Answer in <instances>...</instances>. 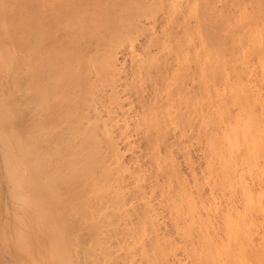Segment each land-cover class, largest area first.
Here are the masks:
<instances>
[{
    "label": "bare ground",
    "instance_id": "1",
    "mask_svg": "<svg viewBox=\"0 0 264 264\" xmlns=\"http://www.w3.org/2000/svg\"><path fill=\"white\" fill-rule=\"evenodd\" d=\"M250 1L253 54L240 44L231 75L216 0H2L6 97L39 116L17 125L0 79V142L17 153L3 161L57 264H264V0Z\"/></svg>",
    "mask_w": 264,
    "mask_h": 264
},
{
    "label": "rangeland",
    "instance_id": "2",
    "mask_svg": "<svg viewBox=\"0 0 264 264\" xmlns=\"http://www.w3.org/2000/svg\"><path fill=\"white\" fill-rule=\"evenodd\" d=\"M3 1H5V0H3ZM13 1L15 2L16 0H13ZM216 1L217 2H215V4L218 3V2L220 4L219 3L216 4V6H215V13L218 12V10H219V12H221V9H222V15L223 16L220 13H218V14L221 17H223V20H222V18L221 19L218 18L220 16L217 15V13L215 14V16H214V14H211V18L213 17L212 20H215V17L217 15V19H216L217 21H216V23L213 22L214 24H210V25H214V29H217V28L221 29L219 26L222 27V30H220V31L217 29L218 30V35L221 34L223 36L222 37V41L224 39V42H225V44L223 45V48H224V50H223L224 51L223 52L224 53V58L226 59L225 64H226V67L227 68H230V70L229 69H226V70L228 71V73L230 72V74L232 75V73H233V69L232 68H234V66L237 65L238 63L239 64L241 63V61H240L241 60L240 59L241 58V55L237 51L238 50H242L243 47H244V48H247L248 50H247V52H246V49L243 50V51H245V53H248L249 50H252L253 49V47H250V49L248 48L250 46V44L248 45L249 42L246 39L247 35H245V33H247V31L250 32L252 29H254V27H250L249 25L248 26L245 25V24H248V21H249L247 19L248 16H246L247 15L246 13L248 11H250L251 1L250 0H221V2H220V0L219 1L216 0ZM1 2H2V0H0V3ZM203 2H204V0H203ZM221 6H222V8H221ZM207 16H208V18L210 17L209 14ZM244 17H246L245 18V20H246L245 23H244ZM211 18H209V19H211ZM220 20H222V22H223L222 25L220 23H218V22H221ZM207 21L208 22H206V24L209 25V22L210 21L209 20H207ZM210 23H212V22H210ZM217 24H220V25L217 26ZM216 26H217V28H216ZM1 29L2 28H0V30ZM1 31H0V34H1ZM219 32H221V33H219ZM221 35H219V37H221ZM0 37H1V35H0ZM5 42H4V44H7L8 43V41H7V43H5ZM240 44L242 46V49H240L241 48ZM248 54L249 55H252L253 53H250L249 52ZM248 54H246V55H248ZM238 55L240 56L239 58H238ZM124 58H125V56L123 58H121V59L123 60ZM246 58H248V56ZM250 58H252V59H250ZM238 59H240V60H238ZM249 59L251 61L253 60L250 63L253 65V69L256 68V69H254L255 72L258 71L259 70V65H258L259 63H257L258 62V59L256 58V56H251V57L249 56ZM126 61H127V63H126ZM129 62L130 61H129L128 58H127V60L125 59V63L127 64V68H128L127 70L128 71H129V69H131L130 66H129V64H130ZM238 66H236L235 68L236 69H241L240 68L241 65H238ZM257 66H258V69H257ZM128 71H127V75L129 74ZM128 77H127V79H128ZM194 79L196 80L197 78L194 77ZM194 79L192 81L193 83L192 82L190 83L191 84L190 86H192V87L195 86L193 88H196L197 87L196 84H198V79L196 81ZM5 80L2 78L1 79V83H3V81H4L3 86L5 85L7 87L8 84L10 85L11 83L9 82L8 79L5 78ZM232 80L233 79L231 78V82H232ZM195 82H197V83H195ZM229 83L227 82L228 85L226 86L225 83H224V81L222 82V86L224 87V89H226V92L228 91V89H227L228 87H230V89H234V87H235L234 86L233 88H231V86H229ZM259 83H260L259 85L261 87V92H262V97H263L264 96V89H263L264 85L261 84V82H259ZM256 84L259 87L258 81H257ZM1 87H2V85L0 86V88ZM4 87H3L4 93L2 92L3 93L2 95H4V96H2V95L1 96L4 97L5 101L7 102V100L10 99L9 97H10V95L13 92L7 91V90H10V89H7L6 87L4 88ZM4 89L7 91L6 94H5V90ZM230 89L228 91L229 93H230ZM0 90L2 91V88ZM12 91H14V90H12ZM8 92H9L10 95H9V97L7 99L6 96H7V93ZM228 92L226 93V95L229 94ZM15 93L16 92H14V96H18V97H14L13 96L14 98L17 99L15 101L16 103L14 102V100H13L14 98H13L12 100L10 99V101L12 103L10 102L11 104H9V102H8L7 104L9 105V107H13V105H15V104H16L15 107H19L20 106V103H22L21 104V108L22 107L23 108L21 110L22 111L24 110V113L26 114V117L24 118V120L22 119L23 121L18 122L17 125H20L21 124L23 126V128L24 127H28L30 125V123H31V122H28V121H32L35 118H39V116L33 110V108L30 105L24 104L22 102L23 100L20 99V98L23 97L21 93L20 94H21L22 97H20V98H19L20 94L17 95L19 92L16 95H15ZM229 96H230V94L227 95L226 97L229 98ZM133 98H134V102L136 104L137 101H135V97L134 96H133ZM18 99L21 100V102ZM17 101H18V104L19 105L17 104ZM136 106L138 107V103L136 104ZM19 109H20V107H19ZM253 109H254V107H253ZM28 118L30 120H28ZM22 122H23V124H24V122H26V123L23 125ZM27 124H28V126H27ZM23 128H22V130H23ZM17 129H18V127H17ZM8 131H9V129H7V128H0V133L8 134L9 133ZM194 132H197V129H195L192 132L191 136H194V134H195ZM198 138H201V137L198 136ZM190 139H191L190 142H191V145L192 146L190 145L189 151H191L190 152V157L192 156L191 157V160L193 159L192 160L193 161V163H192V166L193 167L191 166L192 168H190L188 165H186V162L184 160H183L184 162L182 161V158L183 157L181 158V155H182L181 152L180 153L177 152V150H175V148H174V151H173L174 157H176V160L177 159L179 160V163H180L179 164L180 165L179 167H180V169L182 168L181 170H182V173L185 174L184 176L187 175L188 178H190L191 177V173L190 172L194 171L195 173L197 172L196 175H199L200 177H202V173H203L202 171L205 169V167H203V166H205V162L204 161L206 160L205 153H201V152L204 151V150L202 151V148L201 147L203 145H201V143L203 144L204 142H202L203 141L202 138H201L202 141L201 142L199 141L200 143H198V141H197L198 139H196V137H195L196 140L193 137H191ZM192 139L196 143L193 142ZM172 140L173 139H170V141H172ZM137 141H139V140L137 139L136 142ZM137 143H136V145H138L140 151L142 152L140 155H142L143 152L145 154L146 153V150L143 151L144 150V147H146L144 141L142 142L140 140L139 141V144H137ZM1 144L2 143L0 142V264H57L56 263L55 256L52 255V251H51V242H50L51 229L49 227H48V229H45L41 225V223L39 221V217L37 218L36 215L33 213V211H31L32 208L30 207V198L29 197H26V195H25V187L22 185L21 189H18L20 187L17 186L14 183V181L11 182L13 180L12 178H14V177H11L10 178V181H9V177L11 176L10 175L11 173H8V172H10L12 170H8L6 164H4V161L5 160L3 161V159H6L8 156H15V155H17V153H12L11 151L7 150L3 144L2 145L4 147ZM193 144H195V145H193ZM196 144L201 145V147L198 146V145H196ZM193 146H194V148H193ZM198 147L200 149H197ZM141 149H143V150H141ZM144 156L142 155V158ZM202 156H204L205 158L202 157ZM144 158L141 161L142 162L143 161L147 162L146 169L149 168L148 170H151V167H149L150 165L148 164V159H146V157H144ZM15 159L17 160V158H15ZM145 162H143V163L146 164ZM3 164L5 165L4 167H3ZM185 165L187 167H189L190 169H193V170L191 171ZM5 168L7 169V172L5 171ZM20 168L22 169V167H20ZM21 173H22L21 170L15 169L13 171V174L14 175H12V176H16L17 175L16 177H18V176L19 177H25V175L23 173H22L23 174L22 175ZM7 174L10 175V176H8ZM12 184H13V186H12ZM4 185H5V187H3ZM9 186H11V187L9 188ZM15 186H17V187H15ZM1 189H3V191ZM21 190H22V192L24 194L21 192ZM4 191H6V192H4ZM11 191H13L14 195L11 193ZM16 191L17 192H21V194H23L26 198L25 199L18 198V200H17V197L15 196ZM24 200L25 201L28 200V203H27V201L25 202ZM167 220H168L167 218L164 219V222H165L164 223L165 224L164 225L165 232L172 231L171 230V226H169L170 222H169V220L168 221ZM18 222H20L21 224L18 223ZM34 223H35V225H34ZM166 225H167V227H166ZM168 229H170V230H168ZM41 232H43L44 234L46 233V234L45 235H42ZM3 233H4L5 238L3 236ZM85 236H87V234ZM85 236H84V234L81 236L83 241L85 240V238H83ZM86 240H87V238H86ZM84 242H86V241H84ZM5 250H7V251H5Z\"/></svg>",
    "mask_w": 264,
    "mask_h": 264
}]
</instances>
